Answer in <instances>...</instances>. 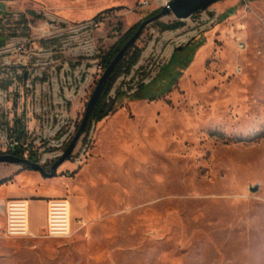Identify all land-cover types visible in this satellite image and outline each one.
Wrapping results in <instances>:
<instances>
[{
  "label": "rangeland",
  "instance_id": "1",
  "mask_svg": "<svg viewBox=\"0 0 264 264\" xmlns=\"http://www.w3.org/2000/svg\"><path fill=\"white\" fill-rule=\"evenodd\" d=\"M162 5L0 0V29L9 10L21 21L52 13L71 24L108 14L92 32L94 57L69 42L45 52L59 68L68 63L74 79ZM173 21L167 14L142 30L137 62L106 96L108 114L83 131L54 177L0 163V179H7L0 184V264H264V0L218 1L175 30L160 27ZM100 76L73 107L76 126ZM75 132L61 150L46 148L45 163L38 153L47 171ZM9 189L30 198L31 229L46 192L83 198L86 216L75 222L71 215L67 238H51L45 227L8 238L1 205Z\"/></svg>",
  "mask_w": 264,
  "mask_h": 264
},
{
  "label": "built area",
  "instance_id": "2",
  "mask_svg": "<svg viewBox=\"0 0 264 264\" xmlns=\"http://www.w3.org/2000/svg\"><path fill=\"white\" fill-rule=\"evenodd\" d=\"M21 16L14 10L5 11L1 16L0 154L21 150L23 158L34 156V161L38 162L40 152L44 153L41 162L45 163L47 150L50 147L61 150L77 130V111L73 112V107L79 108L88 98L90 83L105 71L100 61L92 67L83 66L84 69L72 79L67 76L69 64L59 68L62 63H56L53 56L49 57L51 62H46L45 52L69 42L68 45L76 46L74 50L79 54L85 52L83 55L94 57L96 42L92 32L104 24L108 14L78 24H71L52 13L44 16L36 13L33 14L35 18L26 16L22 21ZM31 141L43 146L35 149ZM62 151L51 157H60ZM47 213L46 234L51 238L69 237L72 230L69 199L49 198ZM4 214L8 238L33 235L28 198L9 197L5 201Z\"/></svg>",
  "mask_w": 264,
  "mask_h": 264
},
{
  "label": "water",
  "instance_id": "3",
  "mask_svg": "<svg viewBox=\"0 0 264 264\" xmlns=\"http://www.w3.org/2000/svg\"><path fill=\"white\" fill-rule=\"evenodd\" d=\"M222 1V0H169L165 4H163L160 13L148 17L145 21L141 23L139 28L134 32V34L130 37V40L116 53L117 55L115 58L109 63V65L104 69L105 71L100 76V79L96 83V87L93 90L89 100L87 101V106L85 108V112L83 115V120L81 121L77 131L75 132L74 137L71 139L70 143L66 147L64 153L55 159L53 164L51 165L49 171L45 169L44 166L39 164L38 162L31 160L26 157H20L13 153L8 154H0V163H12V164H19L21 166H26L32 170L41 172V174L47 177H54L56 175L57 169L60 167L62 163L68 160L71 156V153L74 151V148L77 145L80 137L82 136L83 131L86 128V125L89 120V116L93 109L95 108L97 101L101 97V93L104 89V85L110 75L113 73L114 68L118 64V62L124 56L125 51L133 44L138 37L140 36L142 30L146 27L147 24L158 20L161 16L172 14L176 20H185L189 19L193 16V14L199 11H206L211 4ZM180 48V46H179ZM257 187L252 188V191H256ZM3 214L5 212V203L1 205Z\"/></svg>",
  "mask_w": 264,
  "mask_h": 264
},
{
  "label": "trees",
  "instance_id": "4",
  "mask_svg": "<svg viewBox=\"0 0 264 264\" xmlns=\"http://www.w3.org/2000/svg\"><path fill=\"white\" fill-rule=\"evenodd\" d=\"M228 9V11H230ZM161 10H156L155 12H152L148 17L154 16L158 13H160ZM31 14L36 15L35 12H31ZM146 17V18H148ZM220 17V16H219ZM142 22H137V24L133 25L128 29L123 35H121L118 40L115 42V44L105 53L102 54V63L104 65V69L109 65V63L115 58L117 55L116 53L130 40V37L134 34V32L139 28ZM183 22L180 20L173 21L172 23H161L160 27L163 29H168V30H175L178 27L182 26ZM1 43V42H0ZM135 43V42H134ZM131 44V46L125 51L124 56L122 59L118 62L116 67L114 68L113 73L110 75L108 80L105 83V87L101 93V97L97 101L98 103L96 104L95 108L91 112L89 116L88 123L85 128V132L88 131L93 123H98L103 119L105 115L108 114L109 112V107L110 105L105 101L107 94L113 87V83L116 80V78L122 73L123 70H128L131 68V66L137 62L139 56H140V49L135 46V44ZM175 55V52L172 56V59ZM171 59V60H172ZM170 60V63H171ZM142 87H145V85L142 84ZM79 125L77 126V128ZM10 153H13L15 155H18L20 157L23 156V151L21 150H15L11 151ZM30 159L35 160V157L32 156ZM26 167V166H23ZM28 168V167H26ZM7 181V179H0V184H3Z\"/></svg>",
  "mask_w": 264,
  "mask_h": 264
},
{
  "label": "crops",
  "instance_id": "5",
  "mask_svg": "<svg viewBox=\"0 0 264 264\" xmlns=\"http://www.w3.org/2000/svg\"><path fill=\"white\" fill-rule=\"evenodd\" d=\"M46 199H41L38 200L40 204L39 208V213L41 216V220L38 224V226H35L34 229H31L33 234H38L41 232L42 228L46 226L47 224V201L49 198L60 196V197H67L70 202V212L73 217V220L75 222H81L82 218L85 217V212H84V205L85 201L83 198L72 195V196H67L64 191L57 192L56 194H52L50 192L44 193ZM9 197H20V198H27V193H19V192H14L13 190L9 189V191L6 193V198L9 199ZM29 200V205H30V198Z\"/></svg>",
  "mask_w": 264,
  "mask_h": 264
},
{
  "label": "bare ground",
  "instance_id": "6",
  "mask_svg": "<svg viewBox=\"0 0 264 264\" xmlns=\"http://www.w3.org/2000/svg\"><path fill=\"white\" fill-rule=\"evenodd\" d=\"M164 3H166V0H159V4H164ZM185 40H187V37L186 36H180L179 38H178V41H185ZM85 48H86V46H85ZM173 49V47L172 46H170L169 48H168V53L169 52H171V50ZM50 168V167H49ZM86 216V215H85Z\"/></svg>",
  "mask_w": 264,
  "mask_h": 264
}]
</instances>
